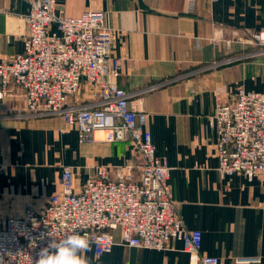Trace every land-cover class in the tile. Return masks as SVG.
Wrapping results in <instances>:
<instances>
[{
  "label": "crops",
  "instance_id": "obj_1",
  "mask_svg": "<svg viewBox=\"0 0 264 264\" xmlns=\"http://www.w3.org/2000/svg\"><path fill=\"white\" fill-rule=\"evenodd\" d=\"M57 10L78 17L106 13L111 54L118 58L116 81L143 103L157 157L171 168L172 198L183 225L201 232L200 253L219 264L256 259L264 264V182L217 171V103L236 95L264 94V54L239 43L264 32V0H57ZM25 0H0V63L23 52ZM240 40V41H239ZM217 41V43L215 42ZM84 86L71 104L91 103ZM129 141L80 144L58 116H30L22 91L9 84L0 99V218L28 203L41 209L60 189L63 166L75 171L80 188L96 167H137ZM89 264H198L170 242L162 251L118 243Z\"/></svg>",
  "mask_w": 264,
  "mask_h": 264
},
{
  "label": "built area",
  "instance_id": "obj_2",
  "mask_svg": "<svg viewBox=\"0 0 264 264\" xmlns=\"http://www.w3.org/2000/svg\"><path fill=\"white\" fill-rule=\"evenodd\" d=\"M25 2L23 52L0 63V99L13 84L22 91L28 115L60 117L80 144L129 141L140 164L137 175L132 165L114 168V176L96 167L80 188L74 169L63 166L60 189L44 207L26 203L0 218V264H35L42 248L73 231L93 241L95 257L111 252L118 233L125 247L162 251L179 242L198 264H219L200 253L201 232L187 229L178 216L171 168L155 154L142 101L131 102L117 85L120 60L111 54L106 13L94 9L70 17L57 10V0ZM239 43L264 54V32ZM84 86L91 89V103L71 104ZM211 123L220 176L264 182V94L240 91L231 103H217ZM252 263L258 260H236Z\"/></svg>",
  "mask_w": 264,
  "mask_h": 264
},
{
  "label": "clouds",
  "instance_id": "obj_3",
  "mask_svg": "<svg viewBox=\"0 0 264 264\" xmlns=\"http://www.w3.org/2000/svg\"><path fill=\"white\" fill-rule=\"evenodd\" d=\"M92 242L86 234L73 231L42 248L35 264H89L86 253L91 251Z\"/></svg>",
  "mask_w": 264,
  "mask_h": 264
},
{
  "label": "bare ground",
  "instance_id": "obj_4",
  "mask_svg": "<svg viewBox=\"0 0 264 264\" xmlns=\"http://www.w3.org/2000/svg\"><path fill=\"white\" fill-rule=\"evenodd\" d=\"M95 136L97 139H100V140H102L104 138V134L100 133V132H97Z\"/></svg>",
  "mask_w": 264,
  "mask_h": 264
},
{
  "label": "rangeland",
  "instance_id": "obj_5",
  "mask_svg": "<svg viewBox=\"0 0 264 264\" xmlns=\"http://www.w3.org/2000/svg\"><path fill=\"white\" fill-rule=\"evenodd\" d=\"M251 46V45H250ZM252 46H255L256 47V49H258L259 47L258 46H256V45H252Z\"/></svg>",
  "mask_w": 264,
  "mask_h": 264
}]
</instances>
